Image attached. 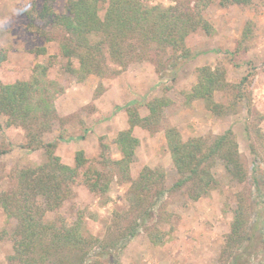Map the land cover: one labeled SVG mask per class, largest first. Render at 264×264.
I'll list each match as a JSON object with an SVG mask.
<instances>
[{
	"label": "rangeland",
	"instance_id": "374dc122",
	"mask_svg": "<svg viewBox=\"0 0 264 264\" xmlns=\"http://www.w3.org/2000/svg\"><path fill=\"white\" fill-rule=\"evenodd\" d=\"M67 1L54 0V13L62 14ZM41 4L42 0H0V48L6 52L0 82L26 81L35 66L47 67V79L55 81L62 92L54 98L56 117L42 135L43 141L61 137L55 155L63 164L73 167L75 153L82 150L88 166L101 170L109 181L105 194L94 195L79 179L70 186L69 198L56 213L47 214V219L60 216L75 221L79 216L82 230L103 242L123 233L136 216L128 202L130 184L111 164H101L99 139L103 137L108 145L106 155L119 160L114 139L128 128L125 107L133 103L139 116L145 117L146 103L162 98L169 105L162 109L154 130L132 129L139 145L129 168L131 179H136L144 167L163 172L161 186L167 189L181 178L167 148V127H174L183 141L200 139L206 147L230 130L243 175L233 177L223 161L215 158L206 164L216 180L207 194L193 200L196 189L191 183L166 192L152 216L120 252L119 263L230 264L232 257L241 254L239 264H264V224L251 247L242 241L231 250L225 248L239 204L247 220L244 232L250 234L256 217L264 220V0L245 6H220L214 1L198 10L211 30L207 34L198 29L186 38L185 46L193 54L188 60H169L154 49L143 48L138 60L124 67L108 62L104 75H89L81 82L63 68L65 60L58 48L61 30L37 20L35 29L46 32L51 41L28 31L25 11L32 5L38 11ZM149 5L192 9L194 0H151ZM99 16H104L103 9ZM40 48L45 49L44 54L36 52ZM201 67L220 69L224 74L226 87L214 93V100L223 106L219 113L208 111L202 100L186 101ZM243 78L246 81L241 83ZM5 120L0 117V193L15 188L20 170L40 165L45 159L43 150L23 148L26 132L20 127H6ZM15 223L0 209V264H16L8 260ZM155 229L165 234L162 245H152L148 240L147 232Z\"/></svg>",
	"mask_w": 264,
	"mask_h": 264
},
{
	"label": "trees",
	"instance_id": "16d2710c",
	"mask_svg": "<svg viewBox=\"0 0 264 264\" xmlns=\"http://www.w3.org/2000/svg\"><path fill=\"white\" fill-rule=\"evenodd\" d=\"M53 1L42 0L38 11H35L34 5L31 10L25 11L27 29L40 34L46 41L51 39L46 32L35 29L37 20L45 26L61 30L63 36L58 41V48L65 60L63 68L81 82L89 75H104L108 62L124 67L138 60L143 48L154 49L169 60H188L193 54L185 46L186 38L198 29L207 34L211 30L198 10L214 1L220 6H245L255 0H194L192 9L150 6L151 0H68L64 12L59 15L53 11ZM102 9L104 16L101 18L99 12ZM36 52L44 54L45 49H36ZM5 60L6 52L0 48V65ZM38 70H41L40 75H37ZM245 81L246 78L241 79V83ZM225 87L224 74L220 69L201 67L197 69L196 84L185 98L187 102L202 100L205 108L216 114L223 106L214 100V93ZM61 92L62 88L55 81L47 79V67L39 65L35 66L29 80L10 84L0 82V117L6 119L4 125L22 128L27 139L23 148L29 151L41 149L45 154L40 165L17 173L14 189L0 193V209L16 222L10 235L12 252L8 260L11 262L120 264V252L137 235L138 228L152 216L158 200L166 192L191 183L196 189L193 200L207 194L215 187L216 180L206 164L215 158L223 161L225 170L233 177L242 178L236 142L230 130L215 137L206 147L200 139L183 141L174 127H167L164 134L167 148L181 178L167 189L161 186L163 172L144 167L136 179H131L129 168L139 145L132 129L154 130L152 127L160 123L162 109L169 105L165 99L154 98L145 105L148 110L145 117L139 116L133 103L125 107L128 128L120 131L114 139L121 155L119 160H112L106 155L108 145L103 137L99 139L101 164H111L130 184L128 202L136 216L123 233L118 238L103 242L82 230V218L79 216L75 221L60 216L48 220L47 214L56 213L61 208L71 194L70 186L79 179L94 195H103L109 188L107 176L101 170L88 166L82 150L75 153L74 166L71 167L55 155L61 137L49 143L43 141L42 135L50 130L56 117L54 98ZM246 224L244 208L239 204L225 238L226 251L240 246L242 241L248 242V248L254 245L253 237L261 232L264 220L256 217L250 234L244 232ZM147 236L152 245L165 242V234L158 229L148 231ZM241 258V254L235 255L230 264H239Z\"/></svg>",
	"mask_w": 264,
	"mask_h": 264
}]
</instances>
